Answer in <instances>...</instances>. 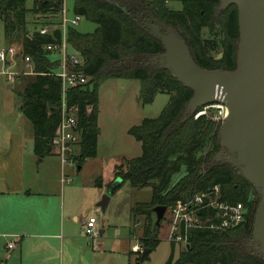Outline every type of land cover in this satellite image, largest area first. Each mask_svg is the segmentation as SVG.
Here are the masks:
<instances>
[{"label": "trees", "instance_id": "obj_1", "mask_svg": "<svg viewBox=\"0 0 264 264\" xmlns=\"http://www.w3.org/2000/svg\"><path fill=\"white\" fill-rule=\"evenodd\" d=\"M168 0L132 1L137 11L148 9L162 23L179 29L196 62L205 68L236 67L239 42V13L235 4L221 8V0H183L181 10L170 9ZM63 0H0V21L6 23L10 39L22 32L24 51L36 63V77L18 91L22 97V112L34 128V150L44 158L53 153L54 139L59 129L61 79L52 74L57 62L52 61L44 47L53 41L50 35H41L37 29L26 30L27 17L32 14L58 12ZM75 13L97 24L93 32L70 29L69 41L83 57L80 67L89 77L84 86L68 91V104L77 110L81 130L80 149L76 155L78 166L97 154L100 128L99 87L112 78L140 80L138 99L152 102L160 92L171 95L169 102L156 118H144L129 132L142 143L141 155L126 158L115 167V178L129 181L134 188L150 187L152 198L132 208L133 216L146 215L142 240L150 251L160 243L157 225L152 221L153 208H169L193 194L219 185L222 199L243 202L247 208L246 220L226 230L194 229L185 249L168 264H264L263 254L256 248L253 231L259 197L256 188L230 164L214 160L221 148V126L205 114L195 118L188 110L194 91L180 82L168 69L148 60L165 51L161 40L142 26L141 21L123 4L115 0H74ZM221 27L224 57L218 61L210 52L219 45L204 39L202 29L213 31ZM22 76L19 79H27ZM210 144L205 150L206 144ZM185 167V174L175 182L173 176ZM103 179L96 181L99 187ZM108 187L114 193L120 187ZM258 197V198H257ZM252 242V243H251ZM149 251V252H150ZM141 254L140 259L148 257Z\"/></svg>", "mask_w": 264, "mask_h": 264}, {"label": "rangeland", "instance_id": "obj_2", "mask_svg": "<svg viewBox=\"0 0 264 264\" xmlns=\"http://www.w3.org/2000/svg\"><path fill=\"white\" fill-rule=\"evenodd\" d=\"M115 1L119 4H123L125 8L130 10L141 21L142 26L150 31V15L153 14L148 9L144 8L145 12L143 10L141 12L137 11L135 5L132 3L133 0ZM33 4L34 0H27V5L29 7H32ZM166 5L170 9L181 10L183 8V0H168ZM65 6L68 9V16L73 17L75 14L74 0H66ZM47 16V14L41 15V18L38 19V15L30 13L27 17L28 23L26 25V30L32 33L43 23L57 22V20L47 21L45 19L48 18ZM96 26L97 24L95 22L82 18L76 28L82 32H93ZM202 37L205 40H214L219 43L218 47L210 52V54L217 59L219 53H223L221 42L224 35L222 34L221 27L216 26L213 31H210L208 27H204L202 29ZM9 44H22V32H15V34L8 39L6 35V23L1 20L0 51ZM223 57L217 60L220 61ZM50 58H52V56H50ZM147 62L153 63L152 60H148ZM1 68L2 64H0V69ZM36 75L37 74H30L26 75L27 79H17L12 82L14 86L9 88L6 76L0 73V113L3 114L5 110H10V112L6 111L8 117L2 115V122L7 123V126L14 127L16 125L23 128V122L19 121V114L22 115L21 106L23 99L18 94V91L23 89L24 85L32 81ZM139 90L140 80L136 78H112L104 81L100 85L98 115L100 134L98 138L97 154L92 158H88L80 171L77 170V165L68 166V170L71 169V171L74 172L72 177L75 185L80 184L89 187L87 183L89 181L94 182L99 175L103 176L105 179L110 178L111 180L114 178L115 181V173H113L115 164L119 162L123 163V160L126 158H132L142 154L143 148L141 141L130 134L129 130L132 126L140 124L144 118L158 117L169 102L171 95L169 93L160 92L152 102L143 104L138 99ZM201 109L203 108L201 107L193 113L195 118L196 113ZM205 115L207 118L215 120L213 109L208 110ZM206 145L205 150L210 144L208 143ZM79 149L80 147L76 148V155ZM218 158H220V162L230 164L234 169H237L236 172L242 174L234 158L228 153L222 152V147L216 153L214 160ZM185 172L186 168L182 167L180 172L173 176L172 182L178 181ZM114 181L111 182L112 186H114ZM85 194L87 193L82 189L80 201H76V204L81 207L80 214L82 213V215L86 212V205L88 204ZM103 194L110 196L109 205L105 212L99 208V210H95L94 214L97 215L100 220L105 219V222L101 224L105 227V232L100 234L99 238V241L103 240L104 245L99 249H95L93 239L86 237L85 234L82 233V235L84 234V238L75 239L76 245H66L64 254L61 255V253L58 252L56 258L43 261H37L36 258L31 257L24 261V264H168L172 256L174 260H176L180 251L185 249L186 244L184 241L179 243L169 241L170 214L168 207L161 224L156 227L160 243L155 249L149 252L148 257L140 259L142 253H132L128 248H131V245L136 242H141V244L145 245L142 237L147 219L144 214L138 215L135 218L132 215V208L136 203L151 200V188H134L129 181H125L114 193H112L109 187H106L98 201L102 199ZM193 196L194 194L188 199H191ZM254 196H258L260 202L261 192L259 189L256 188ZM96 207L97 206L94 205V208ZM152 220V222L156 224V214L154 211L152 213ZM135 229L136 233L134 234ZM80 230L78 223H74L72 232L80 234ZM135 237L140 239H135ZM68 247L70 248V253ZM18 252L19 249H16L13 260L9 264L19 263L18 258H16ZM7 253L8 248L6 240L0 238V264H3L4 261L2 260L5 259Z\"/></svg>", "mask_w": 264, "mask_h": 264}, {"label": "water", "instance_id": "obj_3", "mask_svg": "<svg viewBox=\"0 0 264 264\" xmlns=\"http://www.w3.org/2000/svg\"><path fill=\"white\" fill-rule=\"evenodd\" d=\"M231 4L238 7L240 34L234 69L202 67L178 29L153 15L150 31L162 41L165 51L151 60L194 91L188 104L192 113L214 102L226 105L228 116L220 131L222 152L234 158L243 176L261 192L253 236L264 256V0H221L222 9ZM122 184L123 179L118 177L113 187ZM109 201L110 196L103 194L97 206L105 212ZM167 210L166 205L153 208L157 226ZM149 251L145 248L143 254Z\"/></svg>", "mask_w": 264, "mask_h": 264}, {"label": "crops", "instance_id": "obj_4", "mask_svg": "<svg viewBox=\"0 0 264 264\" xmlns=\"http://www.w3.org/2000/svg\"><path fill=\"white\" fill-rule=\"evenodd\" d=\"M8 83L9 88L14 86L12 82ZM6 111L10 112L7 109L0 113V238L6 240L8 248L2 261L9 264L16 249H19L16 256L18 264H24L31 257L37 261L53 259L58 252L64 254L66 245H76L75 239L84 238L83 225L95 210H99L97 201L114 178L110 180L99 175L98 178L103 179L101 187L96 183L98 178L94 182L89 181V187L75 185L74 172L68 167L63 168L56 148L50 155L38 157L34 150L33 124L25 114H19L23 128L10 127L2 122V115L8 117ZM120 163L115 164L113 173ZM83 164L77 170L80 171ZM63 169L72 178L70 181L63 180ZM82 189L87 193L88 202L83 215L80 214L81 207L76 204L80 201ZM76 222L81 229L80 234L72 232ZM104 222L105 219L100 220L101 234L105 232L101 225ZM12 241L15 247L9 248ZM93 243L95 249L104 245L103 240H93ZM128 249L135 253L132 245ZM68 250L70 253L69 247Z\"/></svg>", "mask_w": 264, "mask_h": 264}, {"label": "built area", "instance_id": "obj_5", "mask_svg": "<svg viewBox=\"0 0 264 264\" xmlns=\"http://www.w3.org/2000/svg\"><path fill=\"white\" fill-rule=\"evenodd\" d=\"M40 1V0H37ZM63 0L62 8L58 12L46 13L48 22L41 24L37 31L41 35H50L53 41L44 47L52 56V61L57 62V67L52 74L61 79V103L59 107V129L54 139V148L61 159L63 168L77 165L76 148L80 147L81 130L77 110L68 104V91L71 88L84 86L89 77L80 67L83 65V57L69 41L70 29L76 28L83 15L75 13L68 16V9ZM39 14L38 19L41 18ZM31 33V32H30ZM33 33V32H32ZM0 73L4 74L8 81L14 82L22 76L37 74L36 63L33 57L26 54L23 44H9L0 51ZM196 113V118L207 114L208 110H214V119L223 124L228 116V109L222 102H214L202 107ZM72 178L63 169V180ZM222 190L219 185H214L209 190L196 192L191 199L181 200L169 208L170 236L169 241L188 244L190 231L194 229L226 230L239 226L246 220L247 208L243 202H230L222 199ZM84 233L93 240L100 238V219L92 214L83 225ZM135 239H140L135 237ZM9 248L15 247V242L9 244ZM143 244L134 243L132 251L143 253Z\"/></svg>", "mask_w": 264, "mask_h": 264}, {"label": "flooded vegetation", "instance_id": "obj_6", "mask_svg": "<svg viewBox=\"0 0 264 264\" xmlns=\"http://www.w3.org/2000/svg\"><path fill=\"white\" fill-rule=\"evenodd\" d=\"M219 54H220V53H219ZM222 54H223V53H222ZM222 57H223V55H222ZM222 57H221V58H222ZM221 58H220V59H221ZM217 160L220 161V158H218Z\"/></svg>", "mask_w": 264, "mask_h": 264}]
</instances>
